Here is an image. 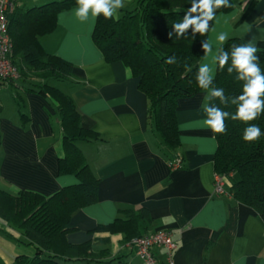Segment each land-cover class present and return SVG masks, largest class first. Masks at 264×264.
Returning a JSON list of instances; mask_svg holds the SVG:
<instances>
[{
	"label": "crops",
	"instance_id": "crops-1",
	"mask_svg": "<svg viewBox=\"0 0 264 264\" xmlns=\"http://www.w3.org/2000/svg\"><path fill=\"white\" fill-rule=\"evenodd\" d=\"M50 1L18 0V5L29 8ZM247 1L232 0L231 10L214 16L206 45L213 57L200 67L207 68L203 74L208 78L215 74L217 51L227 38L264 48V0H254L245 13ZM122 2L116 17L136 0ZM78 7L59 11L54 28L37 38L46 53L73 64L69 80L48 83L71 97L80 125L97 135L75 142L99 180L98 198L71 214L66 240L89 241L93 251H102L94 264H144L127 238L132 229L113 233L96 228L126 219L129 210L146 209L148 218L138 219L136 231L170 230L176 241L175 264H264V219L228 192L230 179L226 194L213 191L216 141L205 124L209 93L178 100L180 143L176 149L165 147L151 125L148 99L137 78L122 62L104 60L92 40L96 17L89 9L80 20ZM222 34L224 41L219 40ZM63 134L52 96L39 94L29 81L0 84V190L12 195L32 191L47 198L76 183L75 175L58 171L65 156ZM174 157L182 158L180 167H171ZM26 242L21 229L0 218V264H12L17 255L32 256L35 245ZM154 252L164 260L162 249ZM64 263L85 264L81 259Z\"/></svg>",
	"mask_w": 264,
	"mask_h": 264
},
{
	"label": "trees",
	"instance_id": "trees-1",
	"mask_svg": "<svg viewBox=\"0 0 264 264\" xmlns=\"http://www.w3.org/2000/svg\"><path fill=\"white\" fill-rule=\"evenodd\" d=\"M12 1L14 10L8 15V21L14 46L13 61L20 73L18 81L32 82L39 94H49L58 102L65 148V156L59 159L58 171L71 173L77 179L76 183L47 198L32 191L12 195L0 190V218L21 229L26 243L36 248L32 256L17 255L12 264H65V260L74 259L94 264L99 261L102 251H93L89 241L71 244L65 235L71 229V214L95 203L98 198L99 180L75 144L77 140L94 139L97 135L80 125L71 97L48 83L51 79L69 80L73 75V64L46 53L37 39L54 28L59 11L78 5L77 0H52L29 8L18 5V0ZM192 3L198 4L199 0H136L132 9L123 10L117 17L106 19L103 14L96 16L92 40L106 62H122L137 78L139 90L148 99L151 125L165 147L176 149L180 143L176 119L180 98L208 92L207 109L229 113L224 120L226 131L218 134L212 130L216 141L214 172L226 175L227 180L230 179L228 192L255 209L264 219V112L249 121L232 119L247 82L239 79L240 73L232 67V53L240 47L255 48L257 51L253 56L257 59L253 62L264 74V48L250 46L239 37L227 38L218 48L214 76L209 78L207 88H201L198 77L204 74L200 71V62L205 54L213 18L219 12L231 10L233 3L228 0L230 7H213V18L207 21L205 33L196 31L194 25L180 33L174 25L184 22ZM253 3L254 0L247 1L245 13ZM202 17L199 8L195 13H188L189 19ZM225 53L228 60L221 66L219 57ZM169 60L172 63H168ZM15 82L17 80L11 83ZM4 83L0 81V84ZM220 89H223V101L211 95L212 91ZM260 98L264 100V95ZM252 125L260 128L261 136L247 142L243 139L245 129ZM144 218H148L146 209L139 213L129 210L126 219L117 218L96 230L114 233L132 229L127 232L130 233L127 238L131 240L141 235L136 231L137 221Z\"/></svg>",
	"mask_w": 264,
	"mask_h": 264
},
{
	"label": "clouds",
	"instance_id": "clouds-1",
	"mask_svg": "<svg viewBox=\"0 0 264 264\" xmlns=\"http://www.w3.org/2000/svg\"><path fill=\"white\" fill-rule=\"evenodd\" d=\"M79 7L76 9V16L80 20H85L88 16V10H92V16L96 17L103 14L104 17L112 18L114 16L115 9L122 8V0H77ZM213 7H230L228 0H199V3H192L190 9H188L184 22L174 27L183 33L189 25H194L195 30L201 34L207 31V21L212 19ZM200 9L203 13L202 18H188V13H195L197 9ZM198 19H202V22H198ZM226 35L219 36V40L224 41ZM257 51L252 47H240L236 48L232 53V67L240 73L239 79L246 80L244 85V95L239 97L238 109L232 119H242L243 121H249L257 118L258 114L264 112V100L260 97L264 95V74H261L260 68L253 61L257 58L253 56V53ZM228 60V55L222 54L219 57V63L223 66ZM172 63L171 60L167 61ZM201 73H206L207 68L200 69ZM232 71L231 68L228 69ZM210 83L209 78L206 75H200L198 77V85L201 88H207ZM212 96L220 97L223 101V89L214 90L211 93ZM209 119L205 121V124L209 126L215 133L222 134L226 131L224 123L225 118L229 115L227 112H222L216 109H206ZM261 136L260 128L257 125H252L245 129L243 139L247 142H252Z\"/></svg>",
	"mask_w": 264,
	"mask_h": 264
},
{
	"label": "built area",
	"instance_id": "built-area-1",
	"mask_svg": "<svg viewBox=\"0 0 264 264\" xmlns=\"http://www.w3.org/2000/svg\"><path fill=\"white\" fill-rule=\"evenodd\" d=\"M14 10L12 0H0V81L5 83L19 79L20 73L13 61V42L9 33L8 15ZM181 158L176 157L171 163L172 168L180 167ZM227 176L215 173L213 176V191L215 194H226ZM130 244L134 246L136 255L144 264H175L174 251L176 241L170 230L161 229L133 237ZM163 251L164 260L159 261L154 250Z\"/></svg>",
	"mask_w": 264,
	"mask_h": 264
},
{
	"label": "rangeland",
	"instance_id": "rangeland-1",
	"mask_svg": "<svg viewBox=\"0 0 264 264\" xmlns=\"http://www.w3.org/2000/svg\"><path fill=\"white\" fill-rule=\"evenodd\" d=\"M210 51V52H209ZM212 53H213V49H212ZM211 55V48L208 50V49H206L205 50V54H204V56H203V58H202V60H201V62H200V67H201V63H202V61L205 59V61H211L212 60V55H211V58H209V56ZM208 57V58H207ZM53 82V81H52ZM54 83V82H53ZM56 84H59V83H61V82H58V81H56L55 82ZM61 85V84H60Z\"/></svg>",
	"mask_w": 264,
	"mask_h": 264
}]
</instances>
